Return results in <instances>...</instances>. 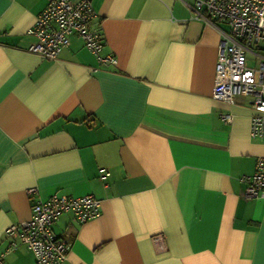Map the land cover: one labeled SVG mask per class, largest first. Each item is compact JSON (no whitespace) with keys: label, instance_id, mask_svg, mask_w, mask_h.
I'll return each mask as SVG.
<instances>
[{"label":"crops","instance_id":"0c3cea01","mask_svg":"<svg viewBox=\"0 0 264 264\" xmlns=\"http://www.w3.org/2000/svg\"><path fill=\"white\" fill-rule=\"evenodd\" d=\"M46 1L0 0L3 264H38L6 228L52 193L99 200L55 220L61 264H264V197L243 195L264 136L251 95L212 98L220 33L195 0H90L108 65L76 33L55 59L28 50Z\"/></svg>","mask_w":264,"mask_h":264},{"label":"built area","instance_id":"2783aa9c","mask_svg":"<svg viewBox=\"0 0 264 264\" xmlns=\"http://www.w3.org/2000/svg\"><path fill=\"white\" fill-rule=\"evenodd\" d=\"M192 8L196 17L220 33L212 98L231 103L236 93L251 95L255 113L249 132L251 136H264V56H259L256 67L246 63L253 44L264 38V0H195ZM94 14L90 0H47L26 29L35 38L28 50L55 59L69 43V35L76 33L99 65L115 64L114 55L100 54L102 33L89 28ZM244 181V196L264 197V155L256 157L254 169ZM66 211L72 212L78 222H84L100 214L99 200L91 193L76 196L52 193L33 202L28 219L10 224L6 232H17L19 243L33 251L38 264H61L71 241L56 235L54 222ZM17 245L11 241L5 251Z\"/></svg>","mask_w":264,"mask_h":264},{"label":"rangeland","instance_id":"374dc122","mask_svg":"<svg viewBox=\"0 0 264 264\" xmlns=\"http://www.w3.org/2000/svg\"><path fill=\"white\" fill-rule=\"evenodd\" d=\"M256 44H253V46L255 47ZM259 48L257 49L258 51H261L259 52L260 54H264V49H261V48H264V38H262V40L259 42ZM247 65H257L258 64V60L257 59H253L252 57L249 56V58L247 59L246 61ZM250 66V67H251Z\"/></svg>","mask_w":264,"mask_h":264}]
</instances>
